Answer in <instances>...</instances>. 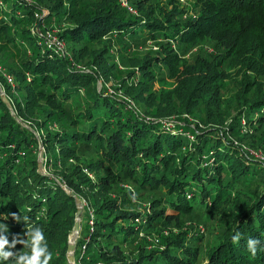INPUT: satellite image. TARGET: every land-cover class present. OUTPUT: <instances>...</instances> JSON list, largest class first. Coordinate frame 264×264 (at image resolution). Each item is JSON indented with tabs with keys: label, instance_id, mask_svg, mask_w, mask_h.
Instances as JSON below:
<instances>
[{
	"label": "trees",
	"instance_id": "obj_1",
	"mask_svg": "<svg viewBox=\"0 0 264 264\" xmlns=\"http://www.w3.org/2000/svg\"><path fill=\"white\" fill-rule=\"evenodd\" d=\"M125 1L0 0L9 242L41 226L69 264L79 197L76 264H264V0ZM102 59L121 97L97 85Z\"/></svg>",
	"mask_w": 264,
	"mask_h": 264
},
{
	"label": "clouds",
	"instance_id": "obj_2",
	"mask_svg": "<svg viewBox=\"0 0 264 264\" xmlns=\"http://www.w3.org/2000/svg\"><path fill=\"white\" fill-rule=\"evenodd\" d=\"M9 215L13 216L16 220L21 219L15 213L0 216L2 217L0 219V264H5L10 257L12 258L11 264H50L53 253L49 250L43 228L38 225L31 226L26 229L23 235L13 236V239L9 242L8 236L6 235L9 225L4 223V220H7ZM239 239V233L232 237L233 243L238 242ZM17 243L22 244L25 250L11 251ZM259 243L260 241L258 239H248L247 248L253 255L256 253Z\"/></svg>",
	"mask_w": 264,
	"mask_h": 264
},
{
	"label": "rangeland",
	"instance_id": "obj_3",
	"mask_svg": "<svg viewBox=\"0 0 264 264\" xmlns=\"http://www.w3.org/2000/svg\"><path fill=\"white\" fill-rule=\"evenodd\" d=\"M181 2H183L182 0H181ZM146 57V56H145ZM147 57H152V56H148L147 55ZM136 59V58H135ZM134 59V60H135ZM115 62H117L116 60H114ZM97 66V67H96ZM92 68H93V70H96L97 71V75L99 76L98 77V80H97V85H99V87L101 86V85H104L105 87H108L109 89H108V91L109 92H112V91H114L115 93H117L118 94V96H122V93H121V91L120 90H117L116 88H117V84H118V82H119V79H120V77H114L113 75H112V72L115 70L114 69V65L112 64V62H111V60L109 59V60H107V59H102L101 61H99V62H97V65H94V66H92ZM1 71H2V68L0 69ZM125 76V75H124ZM4 77H5V75H4ZM157 85H164V87H167V88H169L168 86V83H166V84H161V83H158ZM0 86H1V84H0ZM4 98H6V96L4 97ZM11 111L12 112H14V110H13V107L11 106ZM238 116V112H236V111H234V113L230 116V118L227 120V124H229L230 122H231V119L233 118V117H237ZM19 120H20V123H22V125L23 126H25V127H28V128H34V125L31 123V122H29V121H25L24 120V122L23 121H21V119L20 118H18ZM34 132H35V134L37 135V132H36V130H34ZM37 138H38V142H36L35 143V145H37V146H40V141H39V136L37 135ZM41 146H40V148H38V150H37V154L38 155H41V153L39 152L40 150H41ZM253 154H254V156L255 157H257V158H259V159H261V160H263V162H264V152H262V151H260V150H258V151H254L253 150ZM40 158V157H39ZM78 198V202L79 203H81V206H82V216H81V218H80V230H79V232H78V235H77V238H76V240H75V247H74V253H73V255H74V261L71 263V264H76V261H75V251H76V242H77V240H78V238H79V236H80V231H81V228L83 227V225H84V222H83V215H84V206L85 205H83V201L82 200H84V199H82V198H79V197H77ZM73 233V232H72ZM204 233V232H203ZM72 235V234H71ZM70 238H71V236H70ZM69 238V239H70Z\"/></svg>",
	"mask_w": 264,
	"mask_h": 264
},
{
	"label": "built area",
	"instance_id": "obj_4",
	"mask_svg": "<svg viewBox=\"0 0 264 264\" xmlns=\"http://www.w3.org/2000/svg\"><path fill=\"white\" fill-rule=\"evenodd\" d=\"M121 4L125 7H128L129 11L134 12V9L130 5H128L125 0H121ZM45 13L46 10H42V12L37 11L35 12V17L38 18ZM43 40L49 48H55L57 51L61 53L65 52V41L57 35L55 29H45L43 32ZM5 78L7 82L13 86V76L9 74H5ZM84 171L87 172L89 176H91V173L86 168L84 169ZM82 201H83V205H86L85 200ZM155 241H157V239H155Z\"/></svg>",
	"mask_w": 264,
	"mask_h": 264
},
{
	"label": "water",
	"instance_id": "obj_5",
	"mask_svg": "<svg viewBox=\"0 0 264 264\" xmlns=\"http://www.w3.org/2000/svg\"><path fill=\"white\" fill-rule=\"evenodd\" d=\"M71 195L76 197V195H74L73 193H71ZM76 206H77V210L75 212L74 229H73V233H72L71 238L69 239L68 245H67V260H68L69 264H71L74 261L73 253H74L75 243L73 242V240L75 239V237L77 238L78 232H79L80 227H81L80 226V218L82 216V206H81V203L78 202L77 197H76Z\"/></svg>",
	"mask_w": 264,
	"mask_h": 264
},
{
	"label": "bare ground",
	"instance_id": "obj_6",
	"mask_svg": "<svg viewBox=\"0 0 264 264\" xmlns=\"http://www.w3.org/2000/svg\"><path fill=\"white\" fill-rule=\"evenodd\" d=\"M76 236V235H75ZM75 239H76V237H75ZM75 239L73 240V242L75 243Z\"/></svg>",
	"mask_w": 264,
	"mask_h": 264
}]
</instances>
